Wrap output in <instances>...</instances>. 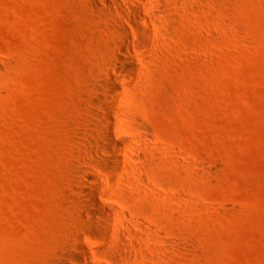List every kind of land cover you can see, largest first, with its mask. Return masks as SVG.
<instances>
[{
	"label": "rangeland",
	"instance_id": "1",
	"mask_svg": "<svg viewBox=\"0 0 264 264\" xmlns=\"http://www.w3.org/2000/svg\"><path fill=\"white\" fill-rule=\"evenodd\" d=\"M163 3L148 0L150 34L129 30L136 70L113 107L119 141L143 136L133 113L150 134L128 157L102 141L127 165L93 171L125 216L106 232L79 230L75 187L126 18L0 0V264H58L77 233L89 264H264V0Z\"/></svg>",
	"mask_w": 264,
	"mask_h": 264
},
{
	"label": "bare ground",
	"instance_id": "2",
	"mask_svg": "<svg viewBox=\"0 0 264 264\" xmlns=\"http://www.w3.org/2000/svg\"><path fill=\"white\" fill-rule=\"evenodd\" d=\"M92 6L103 12H111L113 9L118 12L126 23L119 22V38L125 44V48L121 45H117L116 50L121 54V57H117L113 63L112 71L114 75L109 73L105 74V82L103 87L106 91L107 97L99 106L98 112L95 114V137L90 143L88 148V162L84 164V167L79 168L77 173V186L75 187V193L77 199L74 202L76 205V216L78 217V228L82 230L84 227H90L95 229H102L106 232L111 228L112 221L121 219V212L116 211L114 208L107 207L101 203L102 200V187L101 178L93 174L96 171L95 168H109L113 172L117 171L121 167H126V163L123 159L112 158L111 154L102 145V141H106L112 144L118 151L127 154V143L142 144L143 136L150 134V128L145 121L137 114H131L129 122L134 130L142 132L143 136L134 135L128 142H121L117 139L116 115L113 112L115 102L121 95L123 90V84L119 82L118 73H126L129 76H133L136 70L137 60L130 51V47L135 48V41L131 39L129 30L134 32H141L150 34L151 29L149 24L155 25V20L150 15L146 14L145 8H147L148 0H137L132 2L131 0H100L102 6L95 5L96 0H90ZM166 0H155V5L150 8H155L157 12L162 13L164 11ZM141 21L142 23L138 22ZM142 59L143 55H141ZM117 74V75H116ZM127 85V81L124 82ZM102 120L104 122H102ZM102 154H105L104 156ZM136 158H140L141 155L135 153ZM131 157V156H130ZM85 183L89 184L86 186ZM95 207L98 212L91 211L88 206ZM114 236L119 243L120 230L116 228L114 230ZM86 255H89V251L84 243L81 241L79 233L74 237V243L68 246L66 252V260L60 261L58 264H89Z\"/></svg>",
	"mask_w": 264,
	"mask_h": 264
}]
</instances>
